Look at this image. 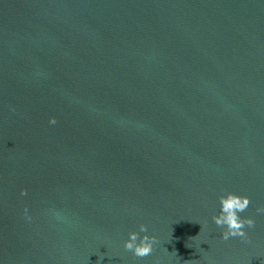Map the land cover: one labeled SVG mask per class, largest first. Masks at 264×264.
<instances>
[{
	"label": "water",
	"instance_id": "95a60500",
	"mask_svg": "<svg viewBox=\"0 0 264 264\" xmlns=\"http://www.w3.org/2000/svg\"><path fill=\"white\" fill-rule=\"evenodd\" d=\"M0 264H264V0H0Z\"/></svg>",
	"mask_w": 264,
	"mask_h": 264
},
{
	"label": "clouds",
	"instance_id": "9594fccd",
	"mask_svg": "<svg viewBox=\"0 0 264 264\" xmlns=\"http://www.w3.org/2000/svg\"><path fill=\"white\" fill-rule=\"evenodd\" d=\"M50 123L55 124V118H52ZM21 194L26 193L22 192ZM249 203L248 196L235 192H226L219 196V212L212 217V220L218 228L222 229V239L246 237V228H252L255 221L251 217L243 219L240 214L245 211ZM155 240L156 238L148 233V226L140 224L138 231L133 230L128 233V238L124 241V248L130 251L133 256L145 257L152 252Z\"/></svg>",
	"mask_w": 264,
	"mask_h": 264
}]
</instances>
